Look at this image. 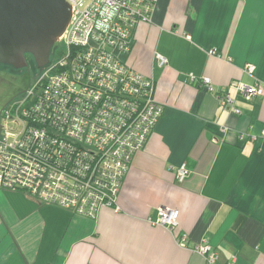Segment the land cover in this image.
Instances as JSON below:
<instances>
[{
	"label": "crops",
	"instance_id": "1",
	"mask_svg": "<svg viewBox=\"0 0 264 264\" xmlns=\"http://www.w3.org/2000/svg\"><path fill=\"white\" fill-rule=\"evenodd\" d=\"M125 60L153 79L163 113L133 157L119 211L90 219L0 190V264H206L193 251L203 241L214 264H264V94L245 101L228 89L238 115L218 99L232 82L264 84V0H157ZM181 165L190 174L179 184ZM161 206L179 212L173 231L150 224Z\"/></svg>",
	"mask_w": 264,
	"mask_h": 264
},
{
	"label": "built area",
	"instance_id": "2",
	"mask_svg": "<svg viewBox=\"0 0 264 264\" xmlns=\"http://www.w3.org/2000/svg\"><path fill=\"white\" fill-rule=\"evenodd\" d=\"M65 1L71 17L56 42L63 49L49 59L38 81L0 113V190L24 192L95 219L103 208L119 211L118 195L133 157L163 113L153 79L125 60L135 26L151 21L157 0ZM156 58L160 66L166 64ZM242 71L253 76L255 66L247 64ZM200 83L213 90L209 78ZM228 89L245 101L264 94L262 83L232 82L218 99L235 115L240 111ZM173 172L179 184L190 174L185 165ZM178 216V210L161 206L150 224L173 231ZM193 251L206 264L217 259L206 241ZM235 262L232 256L230 264Z\"/></svg>",
	"mask_w": 264,
	"mask_h": 264
},
{
	"label": "water",
	"instance_id": "3",
	"mask_svg": "<svg viewBox=\"0 0 264 264\" xmlns=\"http://www.w3.org/2000/svg\"><path fill=\"white\" fill-rule=\"evenodd\" d=\"M71 17L65 0H0V65L44 68Z\"/></svg>",
	"mask_w": 264,
	"mask_h": 264
},
{
	"label": "rangeland",
	"instance_id": "4",
	"mask_svg": "<svg viewBox=\"0 0 264 264\" xmlns=\"http://www.w3.org/2000/svg\"><path fill=\"white\" fill-rule=\"evenodd\" d=\"M63 49V46L60 43H55L51 49L50 59L54 58V54ZM12 68L0 65V72H9V76L12 78L3 77V79L10 81L12 85L11 89L5 91L4 84H0V113L5 105L10 101L19 98L22 93L28 88L29 85H34L40 78L43 70L36 67L33 61L28 62V67L22 70H14ZM29 77V78H28Z\"/></svg>",
	"mask_w": 264,
	"mask_h": 264
},
{
	"label": "flooded vegetation",
	"instance_id": "5",
	"mask_svg": "<svg viewBox=\"0 0 264 264\" xmlns=\"http://www.w3.org/2000/svg\"><path fill=\"white\" fill-rule=\"evenodd\" d=\"M12 72H14L13 69H12ZM10 74H9V72L8 73L7 72H3V73L0 72V84H4L3 90L5 89V91L11 89L12 85L10 84V81L3 79V77L8 78L10 80L12 78V76L11 77L9 76Z\"/></svg>",
	"mask_w": 264,
	"mask_h": 264
},
{
	"label": "trees",
	"instance_id": "6",
	"mask_svg": "<svg viewBox=\"0 0 264 264\" xmlns=\"http://www.w3.org/2000/svg\"><path fill=\"white\" fill-rule=\"evenodd\" d=\"M27 57V61L30 62L32 61L31 57L30 56H26Z\"/></svg>",
	"mask_w": 264,
	"mask_h": 264
}]
</instances>
